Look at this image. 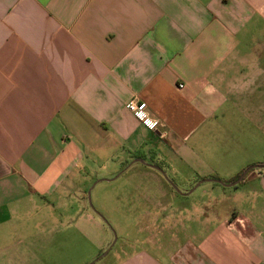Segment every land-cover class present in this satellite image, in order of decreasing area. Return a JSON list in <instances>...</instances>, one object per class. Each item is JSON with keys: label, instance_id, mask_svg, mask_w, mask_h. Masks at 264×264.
Segmentation results:
<instances>
[{"label": "crops", "instance_id": "obj_1", "mask_svg": "<svg viewBox=\"0 0 264 264\" xmlns=\"http://www.w3.org/2000/svg\"><path fill=\"white\" fill-rule=\"evenodd\" d=\"M133 98L163 125L143 126ZM263 160L264 0H0V264H50L9 242L96 223L92 182L128 172L136 193L167 195L146 163L186 191ZM239 183L204 235L130 239L110 264H264V168ZM158 209L150 225L169 227L174 208Z\"/></svg>", "mask_w": 264, "mask_h": 264}, {"label": "rangeland", "instance_id": "obj_2", "mask_svg": "<svg viewBox=\"0 0 264 264\" xmlns=\"http://www.w3.org/2000/svg\"><path fill=\"white\" fill-rule=\"evenodd\" d=\"M162 170L170 185L167 195H162L155 187H147L148 193H136L132 184H135L137 178L128 177V172H122L113 180L97 183L91 188L88 199L87 191L92 182L82 194V201L88 215L96 223L91 224L90 221L78 226L57 225L52 229L56 236L54 242L40 241L35 242L36 245L28 240V233H31L29 229L23 233L22 241L9 242L11 249L26 251L39 247L47 250L46 253L51 254L50 264H89L106 252V255L93 263L110 264L130 250L125 247V242L130 239L137 240L139 245L146 237L151 236L163 238L177 235L184 239L186 235L193 233L204 235L206 226L200 225L199 221L208 222L216 209L228 211L227 208L235 203L236 195L231 193L240 187V183L224 186L225 182L218 179L220 182L205 181L196 185L197 181L184 191L188 183L181 180L185 179L170 176L165 167ZM159 204L168 205L169 209L174 208L169 227L162 224L160 217L150 225L151 216L148 213L151 212L152 217L160 216L161 213L157 215L160 212ZM182 223L185 224L184 229ZM102 240L104 245L98 248V243ZM144 246L149 245L146 243Z\"/></svg>", "mask_w": 264, "mask_h": 264}, {"label": "built area", "instance_id": "obj_3", "mask_svg": "<svg viewBox=\"0 0 264 264\" xmlns=\"http://www.w3.org/2000/svg\"><path fill=\"white\" fill-rule=\"evenodd\" d=\"M182 86V84H179ZM125 108L131 112L134 117L146 128L155 130L159 126H162V122L158 119L153 117L149 111L148 106L145 101L137 100V99H130L125 103Z\"/></svg>", "mask_w": 264, "mask_h": 264}, {"label": "water", "instance_id": "obj_4", "mask_svg": "<svg viewBox=\"0 0 264 264\" xmlns=\"http://www.w3.org/2000/svg\"><path fill=\"white\" fill-rule=\"evenodd\" d=\"M136 160H137V161H140V162H143V161H142L141 159H139V158H137ZM146 164H147L148 166H150V167L156 169L157 171H159V172L165 177V173L163 172V170H162L159 166L154 165V164H150V163H146ZM255 167H258V168H264V164L249 165L248 167H246V168L240 173V175H239L235 180H233L232 182L227 183V184H228V185H235V184L239 183V182L244 178V176L246 175V173H247L250 169L255 168ZM210 180H213V181H215V182H220V180H218V179H210ZM201 181H202V180L198 181V183H197L196 185H199ZM227 184L225 183L224 185H227ZM93 186H94V183L90 186V188H89L88 191H87L88 199H89L90 190H91V188H92ZM111 245H112V244H111ZM111 245H110V246H111ZM105 254H106V252L103 253V255H105ZM103 255H101V256H103ZM101 256L96 257L94 261H96L97 259H99ZM94 261L90 262L89 264H93Z\"/></svg>", "mask_w": 264, "mask_h": 264}, {"label": "trees", "instance_id": "obj_5", "mask_svg": "<svg viewBox=\"0 0 264 264\" xmlns=\"http://www.w3.org/2000/svg\"><path fill=\"white\" fill-rule=\"evenodd\" d=\"M259 164H264V160L261 161ZM239 175H240V173L235 178H233V180L236 179Z\"/></svg>", "mask_w": 264, "mask_h": 264}]
</instances>
